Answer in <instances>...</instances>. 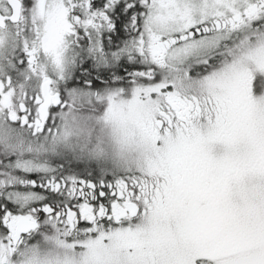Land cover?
I'll use <instances>...</instances> for the list:
<instances>
[{"label": "snow or ice", "instance_id": "1", "mask_svg": "<svg viewBox=\"0 0 264 264\" xmlns=\"http://www.w3.org/2000/svg\"><path fill=\"white\" fill-rule=\"evenodd\" d=\"M0 264H264V0H0Z\"/></svg>", "mask_w": 264, "mask_h": 264}]
</instances>
